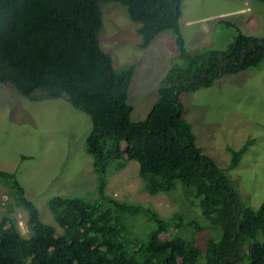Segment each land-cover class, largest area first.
I'll use <instances>...</instances> for the list:
<instances>
[{
    "label": "trees",
    "instance_id": "obj_1",
    "mask_svg": "<svg viewBox=\"0 0 264 264\" xmlns=\"http://www.w3.org/2000/svg\"><path fill=\"white\" fill-rule=\"evenodd\" d=\"M181 1L0 0V84L30 102L61 98L84 113L90 130L82 148L95 173L92 198L47 200L61 229L56 232L40 220L14 172L0 170V182L26 212L28 228L24 237L13 218L0 214V264H264V201L256 208L243 204L225 170L194 143L181 103L183 95L221 76L257 68L264 60V38L237 29L224 50L190 54L178 28ZM107 2L123 6L128 19L139 24L140 49L171 31L181 60L167 70L140 121L130 120L126 102L134 64L115 69L98 44L100 5ZM253 140L236 150L226 147V170L236 166ZM130 160L137 163L144 191L185 188L204 222L163 217L106 194L108 173ZM138 218L150 225L133 233L129 227ZM201 231L207 232L203 246L195 237Z\"/></svg>",
    "mask_w": 264,
    "mask_h": 264
},
{
    "label": "rangeland",
    "instance_id": "obj_2",
    "mask_svg": "<svg viewBox=\"0 0 264 264\" xmlns=\"http://www.w3.org/2000/svg\"><path fill=\"white\" fill-rule=\"evenodd\" d=\"M100 8L99 47L110 56L115 69L134 64L126 102L131 107L130 120L140 121L155 101L167 70L181 64L172 32L160 33L147 49H140L139 24L128 19L124 7L107 2ZM178 28L190 54L224 50L237 29L264 38V1L182 0ZM181 103L194 143L225 170L243 204L258 207L264 201V60L257 68L221 76L209 87L183 95ZM89 130L88 117L65 99L30 102L0 84V170L14 172L40 220L56 232L61 229L47 208L49 198L93 197L95 173L91 157L82 148ZM248 138L254 139L252 144L236 166L226 170L230 157L226 147L236 150ZM104 190L117 200L140 203L163 217L176 214L183 221L204 222L198 202L191 203L185 188L176 186L169 193L156 194L144 191L133 160L108 173ZM0 214L9 215L18 232L28 235L26 212L14 204L8 187L1 182ZM149 225L138 218L129 230L141 233ZM173 230L183 231L176 226ZM206 236L205 231L195 234L202 246Z\"/></svg>",
    "mask_w": 264,
    "mask_h": 264
},
{
    "label": "crops",
    "instance_id": "obj_3",
    "mask_svg": "<svg viewBox=\"0 0 264 264\" xmlns=\"http://www.w3.org/2000/svg\"><path fill=\"white\" fill-rule=\"evenodd\" d=\"M156 37H157V36H156ZM156 37H155V38H156ZM155 38H154V39H155ZM154 39L151 40V42H150V43H149L144 49H147V48L149 47V45H151V43L154 41Z\"/></svg>",
    "mask_w": 264,
    "mask_h": 264
}]
</instances>
